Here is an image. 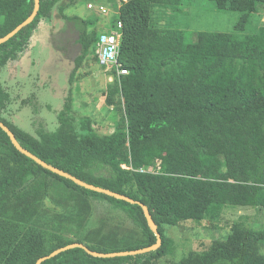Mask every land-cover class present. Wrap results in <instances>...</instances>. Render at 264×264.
<instances>
[{"label":"trees","instance_id":"obj_1","mask_svg":"<svg viewBox=\"0 0 264 264\" xmlns=\"http://www.w3.org/2000/svg\"><path fill=\"white\" fill-rule=\"evenodd\" d=\"M194 1L121 0L109 23L123 26L119 64L128 74L119 84L126 122L112 134L97 133L90 117L76 118L72 88L57 115V129L32 134L9 118L13 98L0 81V121L24 149L87 184L138 202L89 190L49 171L21 153L0 127V264H36L75 243L105 254L153 246L157 237L142 205L161 235L157 250L96 258L74 248L41 264H156L173 251L164 226L218 222L227 206L264 211V28L251 32L264 0H208L218 11L241 14L235 28L242 35L200 31L189 42L180 29L155 26V7L177 11ZM75 4L40 0L34 20L0 45V72L31 51L42 23L51 22L57 11L63 27L51 35V43L72 60V85L102 31L93 19L65 13ZM34 9L35 0H0V39ZM22 103L39 113L35 97ZM54 189L76 195L56 200ZM100 206L105 214L90 228ZM110 208L124 213L133 227L113 222ZM69 222L75 240L61 232ZM173 264H264V232L236 222L226 239Z\"/></svg>","mask_w":264,"mask_h":264},{"label":"rangeland","instance_id":"obj_2","mask_svg":"<svg viewBox=\"0 0 264 264\" xmlns=\"http://www.w3.org/2000/svg\"><path fill=\"white\" fill-rule=\"evenodd\" d=\"M89 4L95 7L103 5L109 15L99 16L98 11L88 9ZM120 6L121 0H76L75 6L65 13L69 16L76 15L108 25L109 21L112 22L118 15ZM154 15L156 27L161 30L180 29L186 34L189 42H193V35L200 31L242 35L235 28L241 14L218 11L214 3L208 0H196L191 4H185L177 11L158 6L155 7ZM252 21L251 32H260L264 28V12L254 15ZM62 27L63 22L56 11L51 22L42 23L40 30L33 38L31 51L15 66H8L0 72L1 83L13 98V103L9 108V118L32 134H36L40 129L56 130L57 115L63 107L64 98L72 88L76 118L90 117L97 133L112 134L120 124L126 122L124 102L120 97L121 77L115 67H104L99 64L96 47L77 72L71 85L69 77L74 64L72 60L66 59L57 52L51 43V35L57 33ZM32 97H35L39 104L37 115L34 114L32 106L22 103L23 100ZM151 169H156V172L159 170L154 166ZM52 195L53 198L59 200L75 196L76 192L54 189ZM109 213L107 215L116 224L123 223L128 230L133 227L124 213L113 208H110ZM104 214L105 209L101 206L96 207L90 228L98 225ZM236 222L263 233L264 211L259 213L257 208L227 206L218 222L185 221L176 227L164 226L166 235L173 241V251L156 264H173L190 253L202 252L212 241L226 239L232 233V226ZM50 225L51 222H49ZM51 231L57 232L59 229L51 227ZM61 232L70 239L77 238L71 231L70 222L67 224V230H61Z\"/></svg>","mask_w":264,"mask_h":264},{"label":"water","instance_id":"obj_3","mask_svg":"<svg viewBox=\"0 0 264 264\" xmlns=\"http://www.w3.org/2000/svg\"><path fill=\"white\" fill-rule=\"evenodd\" d=\"M39 9H40V0H35V9H34L33 14L25 22H23L21 25H19L14 31H12L11 33H9L4 38H1L0 39V45L3 44V43H5V42H7L8 40H10L18 32H20L24 27H26L27 25H29L34 20V18L36 17ZM0 127L8 134V136L10 137L13 145L21 153H23L27 157L33 159L34 161H36L38 164H40L42 167L48 169L49 171H51V172H53V173H55V174H57V175H59V176H61L63 178L70 179V180L74 181L76 184H78L79 186L85 187V188H87L89 190H92V191H95V192H98V193H103V194H106L108 196L114 197V198H116L118 200H125V201L130 202V203H133V204L134 203H138V202L130 199L127 196H123V195H120L118 193H115V192H112V191H109V190H106V189H103V188H100V187H97V186H94V185H91V184H87V183H85V182L77 179L76 177L72 176L69 173H66V172H64L62 170H59V169H57V168H55V167H53L51 165H48L47 163H45L44 161L40 160L35 155H33L32 153H30L29 151H27L26 149H24L18 143L17 139L15 138V136L11 132V130L7 126H5L1 121H0ZM142 207H143V210H144L146 219L148 221V225H149V227L151 228V230L155 233V235L157 237V243L155 245L150 246V247H146V248H143V249L135 250V251H125V252H115V253L105 254V253H99V252L92 251V250H90L89 248H87L83 244L75 243V244H71L69 246H66L64 248L58 249V250L52 252L50 255L45 256V257L39 259L36 264H41L44 261H46L48 259H51V258L59 255L62 252H65L67 250L74 249V248H82V249L86 250L90 255H92L93 257H96V258L126 257V256H133V255H138V254H144V253H148V252L157 250L161 246V243H162L161 235L158 232V227L155 224V222H154V220H153V218H152V216H151L148 208L145 205H142Z\"/></svg>","mask_w":264,"mask_h":264},{"label":"built area","instance_id":"obj_4","mask_svg":"<svg viewBox=\"0 0 264 264\" xmlns=\"http://www.w3.org/2000/svg\"><path fill=\"white\" fill-rule=\"evenodd\" d=\"M88 9L97 10L99 14L103 16L109 15L108 10L103 5L95 7V5L89 4ZM101 28L102 31L97 43L99 64L104 67H115L119 77L127 75L128 72L119 64L121 30L123 28L122 23L118 22L116 27H112L110 23H108V25H102ZM123 167L125 169L128 168L127 166Z\"/></svg>","mask_w":264,"mask_h":264}]
</instances>
